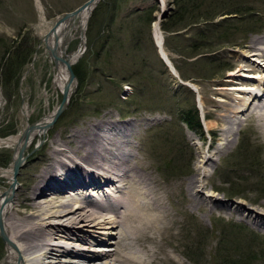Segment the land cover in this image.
<instances>
[{
	"label": "rangeland",
	"instance_id": "obj_1",
	"mask_svg": "<svg viewBox=\"0 0 264 264\" xmlns=\"http://www.w3.org/2000/svg\"><path fill=\"white\" fill-rule=\"evenodd\" d=\"M86 1L0 0V138L21 133L25 105L32 124L59 108L63 91L54 88V59L44 36L59 16ZM182 4L192 13L181 23L166 22L169 29L164 30L162 22ZM236 8L243 11L238 17L229 13ZM156 22L175 71L159 53ZM262 36L264 0H102L84 34L68 44V57L80 52L73 63L76 88L63 112L44 128V138L69 135L74 125L104 114L144 127L134 137L140 146L136 161L166 188L161 210L169 230L154 250L163 246L168 252H158V264H264V136L246 112H230L231 107L245 108L252 93L264 97V84L259 88L264 55L248 48L251 37ZM195 108L202 129L188 127L181 118ZM237 121L242 126L233 135V146L217 155L214 147L225 146L221 137L226 132L214 128L228 129ZM42 144H32L28 161L17 174L13 170L11 179H0V194L8 191L14 198L19 187L34 183ZM200 150L214 154L217 167L208 166L193 193L177 191L178 180L193 173ZM14 152L15 147L0 146V167L12 164ZM220 198L243 203L249 216L239 221L225 215ZM8 243L0 234V264ZM225 243L233 255L223 250ZM166 254L175 261L164 262Z\"/></svg>",
	"mask_w": 264,
	"mask_h": 264
},
{
	"label": "bare ground",
	"instance_id": "obj_2",
	"mask_svg": "<svg viewBox=\"0 0 264 264\" xmlns=\"http://www.w3.org/2000/svg\"><path fill=\"white\" fill-rule=\"evenodd\" d=\"M94 7L92 4L77 17L64 21L44 40L49 45L47 50L51 53L56 47L60 55L67 57L68 44L78 34H84ZM154 36L164 60L172 64L158 22L154 24ZM263 40L264 36L250 38L248 48H253L252 53L264 55ZM79 55L80 52L73 53L67 60L74 63ZM52 63L54 88L63 91L68 85L69 98L77 80L71 81L67 62ZM263 84L264 80L259 84L260 89ZM244 103L245 108L231 107L230 112H246L264 136V97L252 93L250 100ZM56 109L32 124L25 105L27 121L21 133L0 138V146L15 147V163L22 150V162H27L26 155L32 144L37 140L43 142L38 153L42 158L36 163L32 176L34 183L24 189L19 187L14 198L8 191L0 194V214L9 242L1 264H158L162 260L158 252L168 250L158 246L156 252L154 246L159 244V236L167 239L169 224L161 210L165 187L161 189L160 180L152 171L142 161H136L140 146L134 137H139L144 127L128 123V118L120 121L104 114L82 126L74 125L69 135L58 134L45 139L48 130L44 128ZM241 126L242 122L237 121L230 123L228 129L214 128V132H226L221 137L225 146L214 147L217 155L233 146V135ZM28 128V135L24 136ZM14 162L9 167H0V179H11ZM208 166L217 167L215 155H206L200 150L193 173L178 180L176 190L183 192L186 188L188 194L196 191ZM221 200L225 215L239 221L249 216L243 203ZM212 212L210 208L209 213ZM260 217L264 223L263 212ZM259 220L256 222L262 224ZM105 243L112 245L103 246ZM163 261L175 260L166 254Z\"/></svg>",
	"mask_w": 264,
	"mask_h": 264
},
{
	"label": "water",
	"instance_id": "obj_3",
	"mask_svg": "<svg viewBox=\"0 0 264 264\" xmlns=\"http://www.w3.org/2000/svg\"><path fill=\"white\" fill-rule=\"evenodd\" d=\"M102 1V0H87L83 5H81L79 8H77L76 10H74L73 12H68V13H64L63 15H61L58 19H57V22L55 23V25L48 31V33L45 35L44 37V40L45 39H49L50 35L54 32L57 31L58 27L66 20H69V19H72V18H75L78 16V14L84 10V8H88L89 6H91L92 4H95V7L94 9L96 8V6L98 5V3ZM93 9V10H94ZM93 12V11H92ZM163 16V15H162ZM165 17V16H164ZM164 17H161V18H164ZM57 39L58 38H55L56 42H57ZM47 48H49V45H47ZM51 55L53 56L54 58V61L55 63L57 62H67L68 65H69V68L71 70L70 72V79L71 81L74 80V78H76V75L74 73V70H73V63L71 62V64L69 63V61L67 60L68 58L70 57H64L63 55H60L57 48L54 47L52 48L51 50ZM68 94H69V86L67 85L64 89H63V100L56 112V115H55V118L57 119L59 117V115L63 112V110L65 109V107L67 106V102L69 100L68 98ZM29 131V130H28ZM28 131H26L24 133V136H27L28 135ZM23 150L21 151L20 153V159L16 162L15 164V171H14V174H17L18 173V170L20 168V166L22 165V159H23V154H22ZM13 189V188H12ZM10 193V192H9ZM11 195V194H10ZM0 234L2 236V238L8 242V237L7 235L5 234V231H4V228H3V221H2V217H1V214H0Z\"/></svg>",
	"mask_w": 264,
	"mask_h": 264
},
{
	"label": "trees",
	"instance_id": "obj_4",
	"mask_svg": "<svg viewBox=\"0 0 264 264\" xmlns=\"http://www.w3.org/2000/svg\"><path fill=\"white\" fill-rule=\"evenodd\" d=\"M188 9H189L188 7H185V4H182L178 10H175L176 12L175 11L172 12L173 13L172 15H174V16H170L169 19H167V20L162 22V28L164 30H166V31L169 29V27H166V22H170L173 25L175 23L176 24L181 23L185 18L188 17L189 13H192V12L187 11ZM252 10H254V9H252V8L249 9V11H252ZM241 12H243V11L239 10L238 8H236V9L232 10L229 13L235 15V17H238ZM153 20H154V18L151 17L148 21L151 23ZM248 21L249 20L247 19V20H244L243 22H248ZM201 34H203V33H201ZM201 36H203V35H201ZM15 52H17V51H15ZM6 53H7V51H5L4 57H5ZM8 60L11 61L12 60V56L7 57L5 59V61H8ZM16 62L18 63L17 64V69H18L20 64H21V62L20 61L18 62V60H16ZM13 65H15V63H13ZM181 118L185 122V124H187V126L190 127V128H193V129H202L203 128V125H202V122H201V119H200V115H199V110L197 108L192 109V110L189 109L187 112H183ZM224 240H226L225 237L223 238L222 244L224 243ZM223 250H225V252H229L230 256L233 255L232 254L233 251L226 245V243H225V246L223 247Z\"/></svg>",
	"mask_w": 264,
	"mask_h": 264
}]
</instances>
